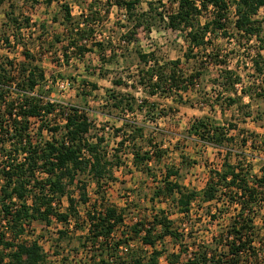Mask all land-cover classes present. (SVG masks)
Instances as JSON below:
<instances>
[{"label":"rangeland","instance_id":"374dc122","mask_svg":"<svg viewBox=\"0 0 264 264\" xmlns=\"http://www.w3.org/2000/svg\"><path fill=\"white\" fill-rule=\"evenodd\" d=\"M157 1L141 0L136 9L137 14L153 8L151 12H147V22H144V25L152 24L151 30L146 33L139 29V42L127 46L121 40L131 31L135 17L127 21L128 16L124 10L116 6L107 8L105 0H8L0 5V65L7 68V63L12 62L15 68L14 78L21 80L18 66L25 63L21 54L25 45L40 62L45 73V82L36 89L35 94L44 101L77 107L84 112L92 123L87 138L94 142L96 138H102L101 146L113 163L112 179L107 180L99 188V192L89 175L78 176L86 184L88 203H80L77 190H71L78 201L75 206L77 215L70 217L67 225L52 219L49 225L33 222L25 229L20 241L39 242L44 255L42 264H99V244L94 247L87 242V212L92 210V205L100 210L102 204L113 206L123 214V223L114 232L111 245L121 236L126 242L131 239L132 235L128 231L136 222L141 221L149 227L147 223H151L154 215L164 212L173 222V229L178 230L183 237L180 240L165 237L156 243V250L161 252L159 264H167L168 259H173L171 255L181 256L180 261L175 264H186L190 253L196 251L198 246L213 247V236L224 232L236 213L235 207L228 204L226 198L220 196L217 202L208 204L198 198L191 205L189 217H186L177 212L174 198L165 199L155 195L167 169L177 171L171 181L197 192L205 188L209 170L221 169L223 160L216 148L205 145L190 132L194 119L205 117L212 125L228 128L229 135L235 137L232 149L237 153L244 151L246 155H252L247 157V163L252 164L254 173L259 174V168L264 164V96H254L252 99L242 97L235 106L228 108L225 100L223 101L224 97L232 95L228 89L214 105L216 95L222 91L217 85L228 83L223 74L224 69L233 71L239 77L241 83L236 85L237 92L241 87L249 86L252 87V93L255 86L257 91H264V43L256 42L254 38L246 42L235 30V4L232 0H227L229 8L225 20L226 34L217 32L208 35L205 50H195L194 57L185 59L188 47L185 32L167 30L166 20L161 21L157 16L159 12L173 11L176 6L164 0L165 8H162ZM10 4L15 7V15L21 14L30 19L29 26L20 22L22 29L17 32L15 39L13 27L6 18V13L11 11ZM63 6H67L74 19L81 14L90 16L87 28L94 31L93 38L96 41H103L105 44L101 54L92 47V52L83 57L70 55L69 61H64L66 34ZM210 19L211 15L204 13L200 17V23ZM255 19L259 21L260 37L264 40V7L259 9ZM6 37H9L8 44L3 41ZM260 47H263L260 51L262 59L256 57ZM140 51L153 53V59L158 62L157 67L165 65L162 75H168L172 67L170 63L179 60V66L175 69L177 74L183 75L181 85L187 89L170 93L159 90L156 95L150 96L147 85L151 83H148L147 68L140 63ZM217 60L225 61V64L222 66L221 63L220 66L215 62ZM257 67L262 70L257 72ZM196 73H200V76L195 77ZM190 75L194 76L191 86L185 81ZM142 79L145 86L140 82ZM117 81L122 84H115ZM61 83H66L67 86L61 88ZM12 84L11 95L14 96L15 83ZM92 84L96 86L95 89L91 87ZM112 94L133 98L135 110L130 113L115 107ZM142 100H147L150 107L138 110L136 106ZM247 112L251 113L250 118L245 117ZM44 123L47 128L58 125L60 130L57 135L64 133L63 121L57 112L55 116L47 117ZM246 137L254 141L252 143H255V149H251L249 143L245 147L240 146V141ZM40 138L41 141L49 140L50 133L44 130ZM152 145L156 149L151 148ZM136 150L152 153L147 166L134 167L132 154ZM231 161H235V156ZM146 167H149V172ZM1 184L0 179V186ZM67 206V200L62 198L56 209L66 212ZM263 220L264 206L255 221L260 235L264 237ZM158 229L156 227L153 230L154 234L158 233ZM59 232L64 234L59 235ZM124 248L127 245H123V250L115 251L117 258L127 257ZM128 249H132L145 261L152 251L149 247H142L138 239L129 241Z\"/></svg>","mask_w":264,"mask_h":264},{"label":"trees","instance_id":"16d2710c","mask_svg":"<svg viewBox=\"0 0 264 264\" xmlns=\"http://www.w3.org/2000/svg\"><path fill=\"white\" fill-rule=\"evenodd\" d=\"M7 1L0 0V5ZM165 1L172 6L175 5L176 8L170 12H159L157 16L161 21L166 20L167 30L185 32L188 42L185 59L194 57L195 50H205L208 35L217 32L226 34L225 20L229 8L227 0ZM232 2L235 4V30L241 34L242 38H245L246 42L254 38L256 42L264 43L260 37L259 21L255 19L259 9L264 7V0H232ZM140 3L141 0H105L107 8L116 6L124 10L128 16L127 21L135 17L131 31L121 40L126 46L139 42L137 38L139 29L145 30L146 33L151 30L152 24L144 25V22H147V12H151L153 8L137 14L136 9ZM157 3L165 8L164 0H158ZM9 8L11 11L6 13V18L16 33H13L15 39L17 32L22 29L20 22L23 21L26 26H29L30 19L21 14L15 15V7L12 4ZM62 9L66 34L64 35L66 45L63 47L64 61L67 63L70 55L81 58L84 54L92 52V47L101 54L105 44L103 41H96L93 38L94 31L87 28L90 16L81 14L79 18L74 19L67 6H63ZM204 13H209L211 19L201 24L200 17ZM3 41L8 44L9 37L3 38ZM261 50L263 47L257 49L258 59H262ZM21 54L25 60V63L18 66L21 80L14 78L15 68L12 62L7 63L8 69L0 65V179L2 182L0 186V228L2 229L0 231V264H42L44 255L39 242L37 240L20 241L25 229L33 222L49 225L52 219L67 225L70 217H76L75 206L78 201L71 190H77L80 203L84 205L88 203L86 184L81 182L78 176L89 175L97 192L103 184L107 183V180L112 179L113 163L101 146L103 139L96 138L94 142L87 138L92 127L87 115L77 107L44 101L41 96L35 94L36 89L45 82L44 70L25 45ZM139 58L140 63L148 70V83L151 84L147 87L150 96L156 95L159 90L170 93L187 89L181 85L183 75L177 74L175 69L179 66V60L170 63L172 67L168 75H162L165 65L157 67L158 62L153 59V53L140 51ZM215 62L219 65L222 63V66L225 64L222 60ZM255 64H258L257 61ZM262 68L264 69V61ZM256 70L260 72L262 69L257 67ZM223 74L226 75L228 83L217 85L222 91L216 95L214 105L228 89L232 95L223 99L228 108L235 106L242 97L252 99L254 96L257 98L264 96V91H259L260 89L257 91L256 86L253 88L254 94L251 86L241 87L237 92L236 85L241 83L239 77L229 69H224ZM197 76H200V73H196L195 77ZM193 78L194 76L190 75L185 80L189 82V86L193 85ZM143 80L140 81L141 84ZM12 83H15L14 96L11 95ZM115 84H122V82L117 81ZM91 87L96 88L94 84ZM111 99L114 100L115 107L130 113L135 110L133 98L112 94ZM148 103L147 100H142L136 108L141 110L149 106ZM242 107L246 108L248 105H242ZM56 112L63 121L62 135H57L60 130L58 125L51 128L45 127V119L55 116ZM245 117L250 118L251 113H245ZM44 130L50 133V139L41 141L40 136ZM190 132L205 145L216 148L223 160L221 169L209 170L208 181L201 192L188 190L171 181V178L177 175V171L167 169L162 185L155 195L165 199L174 198L177 212L186 217H189L191 205L198 198L201 202L208 204L217 202L220 196L226 198L228 204L235 207L236 213L225 231L213 236V245H211L213 247L198 246L196 251L190 253L186 264H263L264 237L260 235L255 221L258 219L260 209L264 206V164L259 168V174L254 173L252 164L247 163V157L252 155H246L244 151L238 153L234 151L231 146L235 137L229 135V129L212 125L205 117L194 119ZM141 133L140 128V135ZM252 141L249 137L243 138L240 146L245 147L249 143L251 149H255V143ZM151 148L156 149L154 145ZM151 154L149 151H134L132 154L134 167L147 166L152 159ZM233 156H235L234 162L231 161ZM148 168L146 167L147 172L150 170ZM62 198H65L68 203L66 212L56 209V205ZM97 209V206L92 205V210L87 212V242L94 247L99 244L97 251L101 256L99 264H159L161 252L156 250V243L165 237L174 240H180L183 237L178 230L173 229V222L163 211H160V214L154 215L151 223H147L149 227L138 221L129 228L131 239L126 242L121 236L111 245L114 232L123 223V214L109 205L102 204L101 209ZM156 227L159 231L154 234L153 230ZM63 234L59 232V235ZM135 239L139 240L142 247L152 249L147 261L136 252L134 253L132 249H128L129 241ZM124 244L127 245V248H124L127 257L117 258L115 251L123 250ZM220 248L223 249L220 251ZM108 251H110L109 255L104 257ZM171 256L173 259H168L167 264L180 261V255Z\"/></svg>","mask_w":264,"mask_h":264},{"label":"built area","instance_id":"2783aa9c","mask_svg":"<svg viewBox=\"0 0 264 264\" xmlns=\"http://www.w3.org/2000/svg\"><path fill=\"white\" fill-rule=\"evenodd\" d=\"M122 43H124V42H122ZM67 86V84L66 83H61V88H65ZM52 102V101H51Z\"/></svg>","mask_w":264,"mask_h":264}]
</instances>
